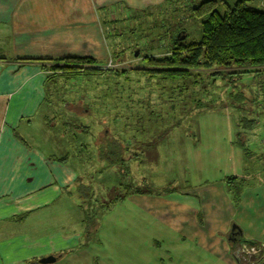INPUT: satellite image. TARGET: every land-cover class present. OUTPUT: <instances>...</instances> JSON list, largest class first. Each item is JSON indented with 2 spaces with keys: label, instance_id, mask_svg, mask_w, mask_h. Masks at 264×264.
Wrapping results in <instances>:
<instances>
[{
  "label": "crops",
  "instance_id": "crops-1",
  "mask_svg": "<svg viewBox=\"0 0 264 264\" xmlns=\"http://www.w3.org/2000/svg\"><path fill=\"white\" fill-rule=\"evenodd\" d=\"M165 4L166 0H0L4 45L0 57V264H41L39 260L48 255L57 256L50 264H242L236 244L241 250L248 244L264 245V178L242 181L230 192L231 180L224 178L218 166L202 162L196 168L201 166L206 173L177 190L130 185L119 179L140 155L123 147L113 134L109 139H114V145L107 144L108 136L101 138L105 129L110 134L112 124L116 126L113 120L109 128L102 126L113 100L107 95L109 86L100 85L98 90L93 84L82 86L83 107L94 103L99 110L93 115L90 108H83V113L63 110L70 101L47 100L51 65L39 59L89 57L101 64L110 52L103 25L107 17L122 19L127 12L158 11ZM90 87L100 94L92 96ZM60 111L64 117L82 115V128L59 123ZM89 116L100 120L93 138L96 125ZM237 140L230 132L229 147L222 150L229 153L225 170L228 161L235 170L228 177L239 175L242 180L244 170L263 173L264 150L239 151ZM92 147L96 158L91 157ZM92 161L105 189L125 190L124 198L123 191L104 205L116 207L128 198L136 204L131 222L108 214L105 206L95 238L90 234L89 201H85L87 210L79 200L80 185L91 190ZM155 221L161 225L155 227L158 235L148 232L149 222L154 229ZM233 225L239 228L236 240ZM254 258V264L263 263L264 251Z\"/></svg>",
  "mask_w": 264,
  "mask_h": 264
},
{
  "label": "rangeland",
  "instance_id": "rangeland-1",
  "mask_svg": "<svg viewBox=\"0 0 264 264\" xmlns=\"http://www.w3.org/2000/svg\"><path fill=\"white\" fill-rule=\"evenodd\" d=\"M201 1L187 0V3H199ZM226 1L233 5L238 0ZM254 5L257 6L255 2ZM182 9H184L186 16L185 21L177 23L175 20H171L170 33L171 26L176 25L179 29L188 31L189 39L198 40L200 37L199 20L189 17V8L185 2L182 4ZM150 13L149 21H145L141 28H138L137 15L134 18L127 14H124L123 19L117 17L118 20L115 23L119 27L121 36L111 35L106 27L109 50L128 48L126 52L128 59L124 63H116L109 52L107 61L95 64V67L103 69L104 73L100 74L102 76H90L94 81H91L92 83L84 81V75L74 78H68L66 74L55 76L49 82L51 89L57 90L51 91V98L53 101H70V104L79 102L81 105L84 93L78 87L86 84L88 87L93 84L92 87L95 86L98 90L100 85L105 86L107 84L109 86L107 95L113 100L108 104L111 109H108L110 111L104 114L106 119L102 126L109 128L111 125L109 121H116V126L114 123L112 124L110 136L113 134V137L124 145L123 147L128 148L133 154L140 155L133 164L127 166L126 172H123L122 178L119 179L122 182L139 188L152 185L158 190L174 186L177 190L189 182L198 181L206 173V170L201 171V166L196 168L202 162L217 165L219 172L222 171V174L226 175L224 178H227L230 176L229 171H235L234 167L232 170L229 161L225 170L224 165L229 153L222 154V150L229 147L227 143L230 132L234 133L235 140L238 139L235 146L237 150H258L259 152L264 150V145L261 142L264 135V67L259 68L260 70L257 72L236 74L231 78L229 76L218 77L219 79L215 84L210 83L207 73L201 72V75L196 77L198 81L189 85L188 88H184L183 83L173 82L175 87L171 88L172 84L160 77L148 78L135 73L127 74L128 79L125 76L123 79L117 78L121 75L114 76L113 72L109 71L110 69H125L130 68L131 64L134 66L144 64L142 59L134 57V53L133 56L131 55L137 49L135 47L137 40H139L137 43L141 47L142 54L150 53L151 49L156 53L161 52L158 46H153L154 38L158 34V22L161 20L155 21L157 10ZM109 18L112 19L110 16ZM148 39L151 43L146 41ZM117 41L121 43V47L117 46ZM162 42L161 49L167 50L166 43L168 40L164 39ZM3 52L4 45L0 37V57ZM110 60H112L111 63ZM194 77L195 75L192 74V76L184 77V79L195 80ZM74 84L75 86H73ZM92 87L88 89L92 96L93 94L96 96L100 94ZM77 112L83 113L84 110H77ZM97 112L99 113V110ZM241 118L253 120L254 124L251 127H244ZM58 119L59 123L67 122L70 124L71 126L68 127L71 129L73 128L72 125H84L82 115L64 117L60 111ZM87 119L93 120L94 122L91 121L90 123L96 125L91 132L93 138V135L98 133L100 120L99 117L94 119L91 116ZM237 123H240L239 126ZM238 132H240L239 138ZM241 142L245 148L241 147ZM93 151L92 147L91 157L96 158L97 156L93 154ZM102 165L104 164L102 163ZM90 167L92 172L88 184L91 190L80 185L79 200L82 199L80 203L84 201L83 204L87 210L89 207L85 201H89L92 222L90 234L92 238H95V229L97 224L101 223L105 206H107L106 212L108 214L131 222L132 213L134 214L133 208L136 204L132 198H128L116 207L104 205L111 202L123 191L122 196H124L125 190L110 186L105 189L94 171L98 168L97 164L92 161ZM242 173H240L242 180L239 183L258 181L264 178V172L252 174L249 170H244ZM208 174L214 175V173L209 172ZM100 191L105 193L101 194ZM91 192L92 195H90ZM60 209L66 208L60 206ZM117 225L119 227L121 224L118 223ZM148 226L149 234L158 235L157 229L161 226L159 221H155L154 229L150 222ZM87 236L85 235V237ZM251 261L252 258L249 263Z\"/></svg>",
  "mask_w": 264,
  "mask_h": 264
},
{
  "label": "trees",
  "instance_id": "trees-1",
  "mask_svg": "<svg viewBox=\"0 0 264 264\" xmlns=\"http://www.w3.org/2000/svg\"><path fill=\"white\" fill-rule=\"evenodd\" d=\"M183 2L188 5L189 17L199 20L200 37L198 40L189 39L188 31L179 29L176 25L171 26L170 33L171 20L180 23L186 19L184 9H182ZM254 2L257 6L254 5ZM262 5H264L263 0L260 2L257 0H238L233 5L226 0H202L199 3H187V0H166L165 8L159 9L155 15V21H161L158 22V34L154 38L153 46L160 48L161 43L163 44L162 41L167 39V50L160 48L161 54H142L141 47L137 43L139 40H137L135 47H137L139 54L135 56L136 49L131 55L133 56L134 53V57L142 59L144 64L141 66L131 64L130 68H117L109 71L113 72L114 76L121 75L117 77L121 79L124 76L128 79L127 74L130 73L148 78L160 77L170 82L171 88L175 87L173 83H183V87L188 88L189 85L198 81L196 77L201 75V72L207 73V78L212 84L217 82L218 77L229 76L231 78L236 74L257 72L260 70L259 68L264 67V8ZM150 12L153 11H133L126 14L132 18L137 15L138 28H141L145 21H149ZM117 20L118 18L110 20L107 17L103 21V25L109 29L113 36H121L119 27L115 23ZM183 36L184 38H182ZM146 41L151 43L150 39ZM117 46L121 47V43L118 41ZM127 49L126 47L120 50L112 48L110 56L116 63H124L128 59ZM38 61L51 65L46 85V89L50 90L48 101L52 100L51 91H57L51 89L49 82L55 76H61L58 74H66L68 78H74L82 75L99 76L104 73L103 69L95 67L96 61L89 57H57L39 59ZM192 74L195 75V80L184 79V77L192 76ZM78 88L82 90V87ZM66 106L67 108L61 109L77 112L83 108H90L92 115L94 111H97V106L94 103H88L84 107L83 102L80 106L75 103ZM241 121L244 127H251L254 124L253 120L246 118H241ZM239 124L237 123L238 126ZM81 126L78 128H82ZM239 134L240 132H238V138L240 137ZM101 135V138L110 136L109 133L106 134V129ZM97 141L98 137L96 138ZM114 143L113 139L107 140L108 145H114ZM241 145L244 147L242 142ZM112 158L118 159L119 157H110V159ZM248 246L251 248L254 244H248ZM241 259L242 264H254L255 261L253 258L249 263L246 255H243Z\"/></svg>",
  "mask_w": 264,
  "mask_h": 264
},
{
  "label": "built area",
  "instance_id": "built-area-1",
  "mask_svg": "<svg viewBox=\"0 0 264 264\" xmlns=\"http://www.w3.org/2000/svg\"><path fill=\"white\" fill-rule=\"evenodd\" d=\"M111 62H112V60H110V63ZM263 123H264V121H263ZM261 142L264 145V135H263V137L261 139ZM232 176H233L232 179L230 177H227V179H229V181L231 180V182H230V184H231L230 185V192H232L237 187V185L240 184L239 182L241 181V178H240L239 175H232ZM226 182H228V181H226ZM237 245L238 244L235 245V251L237 253H241L242 251H245V250H241L240 251V249H237L238 248ZM245 249H246L247 253L260 255V253L264 251L263 250L264 249V245L263 244H257V245L252 246L251 248L247 247Z\"/></svg>",
  "mask_w": 264,
  "mask_h": 264
},
{
  "label": "water",
  "instance_id": "water-1",
  "mask_svg": "<svg viewBox=\"0 0 264 264\" xmlns=\"http://www.w3.org/2000/svg\"><path fill=\"white\" fill-rule=\"evenodd\" d=\"M182 38H184V36L182 37ZM138 54H139V51H138V49H137V51L135 52V56H138ZM235 228H236V230H235ZM239 228L238 227H236V225H233V227H232V230H233V240H236L237 239V237H238V235H237V230H238ZM57 260V256H55V255H48V256H46V257H43V258H41L40 260H39V263H41V264H50V263H53V262H55Z\"/></svg>",
  "mask_w": 264,
  "mask_h": 264
},
{
  "label": "flooded vegetation",
  "instance_id": "flooded-vegetation-1",
  "mask_svg": "<svg viewBox=\"0 0 264 264\" xmlns=\"http://www.w3.org/2000/svg\"><path fill=\"white\" fill-rule=\"evenodd\" d=\"M240 248H241V247H240ZM241 254H242V256H243V254L246 255L247 258H249V259H251V258L253 259L255 256H259V255H257V254L247 253L246 249H245V251H243V253L241 252ZM252 256H254V257H252Z\"/></svg>",
  "mask_w": 264,
  "mask_h": 264
},
{
  "label": "bare ground",
  "instance_id": "bare-ground-1",
  "mask_svg": "<svg viewBox=\"0 0 264 264\" xmlns=\"http://www.w3.org/2000/svg\"><path fill=\"white\" fill-rule=\"evenodd\" d=\"M237 249H240V251H241V248H240V246H238V248Z\"/></svg>",
  "mask_w": 264,
  "mask_h": 264
},
{
  "label": "clouds",
  "instance_id": "clouds-1",
  "mask_svg": "<svg viewBox=\"0 0 264 264\" xmlns=\"http://www.w3.org/2000/svg\"><path fill=\"white\" fill-rule=\"evenodd\" d=\"M247 247H249V246H247Z\"/></svg>",
  "mask_w": 264,
  "mask_h": 264
}]
</instances>
